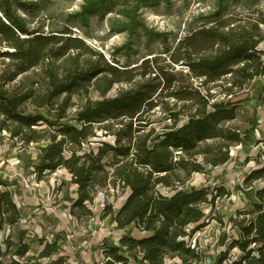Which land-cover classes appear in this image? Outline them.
Masks as SVG:
<instances>
[{"label": "trees", "instance_id": "obj_1", "mask_svg": "<svg viewBox=\"0 0 264 264\" xmlns=\"http://www.w3.org/2000/svg\"><path fill=\"white\" fill-rule=\"evenodd\" d=\"M112 1L88 4L78 16L85 19L108 14L112 12ZM16 8L23 13L30 11L29 6L17 1ZM0 13L4 18V21L0 19V45L8 49L0 52V57L16 62L12 72L4 70L0 74V133L6 132L11 140H18L26 147L44 142L38 147V163L33 166V171L38 178L60 169L67 172L69 182L77 188L72 213L76 209L79 216H91L87 204H92L96 194L110 183L114 188L121 185L128 189L126 198L117 209L106 204L101 210L117 235L114 241L98 243L101 259L97 264H180L173 260L181 262L196 257L186 238L206 226L203 206L212 207L216 199L228 194V190L223 185L180 188L183 181L179 174L202 173L205 166L216 168L227 164L230 146L240 144L245 148L250 142V135L259 125L256 116L251 128L240 134L224 126L236 117L235 102L216 99L211 88L195 89L190 93L178 89L171 97L180 102L190 101L191 107L196 106L194 112L188 114V107L183 105L178 112L170 113L173 124L165 132L153 139H150L151 133L136 135L144 129L140 122L142 110L155 107L154 97L163 90L160 84L152 85L148 80L113 98L86 102L74 115L77 126L64 123L71 94L86 88L100 76L115 77L127 73V70L109 65L101 55L97 62L85 64H80L77 57L63 58L69 49L78 47L56 46V36L30 30L25 21L14 14L7 0H0ZM263 39L262 35L250 30L197 31L184 40L182 55L185 56L172 57L171 62L177 65L184 61L180 65L186 67L192 77L204 79L203 85L230 75L235 79L233 86L241 88L246 82L260 77L264 79L262 51L257 49ZM66 40L82 43L76 38ZM200 45L215 46L216 50L207 56L191 53ZM62 58L63 70L54 66ZM67 62L70 64L66 67ZM149 63H152L149 59L142 61L140 68ZM238 64H242L241 67L233 70L232 67ZM34 68L43 71L39 89H6L17 76ZM164 75L159 73L158 77L164 80ZM225 91L227 96L231 94L230 89ZM253 99L264 104V86ZM27 104L33 106L34 114L26 113ZM43 110L46 115L41 113ZM255 110L256 107L254 113ZM180 117L185 120L178 124ZM126 119L128 123L114 134V144L102 142L95 152L82 150L84 142L94 137L92 127L95 124L118 120L122 124ZM133 120L138 127L133 128ZM41 125L48 129L38 130ZM122 140L126 141L123 145ZM257 143L264 147V138ZM106 156L110 157L109 162L103 163ZM262 178L264 164L251 170L244 182ZM11 186L0 180V231L19 226L21 221V211L13 192L9 191ZM159 188L171 193L164 195ZM64 197L69 198V194L66 192ZM256 197L258 202L252 205L251 219L240 228L229 247L217 252L215 257H209L208 264H264V188L256 191ZM187 226H192L190 234L185 231ZM220 242L224 240L220 239ZM28 249L27 245L20 246L17 255L23 257ZM232 249H237L239 255L229 259ZM51 256L60 257L56 240L44 242L39 252L41 258Z\"/></svg>", "mask_w": 264, "mask_h": 264}, {"label": "rangeland", "instance_id": "obj_2", "mask_svg": "<svg viewBox=\"0 0 264 264\" xmlns=\"http://www.w3.org/2000/svg\"><path fill=\"white\" fill-rule=\"evenodd\" d=\"M16 1L29 6L30 11L23 13L18 10ZM97 1L100 0H7L14 14L20 16L30 30L56 36V46L63 44L64 48L73 45L78 47L69 49L63 58L77 57L80 64H85L89 61L97 62L101 55L109 65L118 70H127V73L115 77L100 76L92 80L86 88L71 94L64 123L77 126L74 115L86 102L113 98L148 80L152 81V85L160 84L163 90L160 93L158 91L154 97L155 107L142 110L140 122L144 129L136 135L151 133L150 139H153L165 132L173 124L170 113L178 112L183 105L188 107V114L194 112L196 106L191 107L190 101L180 102L171 97L178 89L190 93L195 89L211 88V94L216 99L235 102L236 117L224 126L237 130L240 134L251 128L254 116L259 126L260 122L264 123V104L253 99L264 86L262 77L246 82L241 88L233 86L235 79L230 75L218 82L203 85L204 79L192 77L187 68L180 65L184 61L177 65L171 62L172 57L185 56L182 55L184 40L197 31L250 30L264 38V0H113L112 12L108 14L93 15L85 19L78 16L84 6ZM0 19L4 21L1 13ZM67 38H76L82 43L69 42ZM257 49L262 51L260 57L264 62V39ZM7 50L5 45H0V52ZM215 50V46L210 48L200 45L191 53L207 56ZM63 58L58 59L54 65L60 66L61 70L64 69L61 66ZM146 59L152 63L140 68L142 61ZM15 63L0 57V74L4 70L12 72ZM69 64L67 62L66 67ZM241 65H235L232 69L236 70ZM159 73L165 74L164 80L158 77ZM42 77V69L34 68L17 76L6 89H39ZM114 81L117 82L113 83ZM227 89L231 90L229 96L226 95ZM25 108L26 113H35L32 105L27 104ZM41 113L46 115L44 110ZM184 120L185 117H180L178 124ZM120 122L121 120L95 124L92 127L94 137L84 142L82 150L86 153L88 150L95 152L102 142L114 144V134L128 120H123L122 124ZM137 124L133 120V128L138 127ZM37 129L47 130L48 127L41 125ZM256 129L260 130L259 127ZM256 129L250 135V142L245 148L240 144L230 146V160L227 164L216 168L205 166L202 173L179 174L183 181L180 188L199 189L204 186L223 185L228 194L216 199L212 207L203 206L202 210L207 216L204 228L194 234H190L192 226L185 228L190 234L186 241L194 248L196 257L181 262L175 259L173 262L206 264L207 258L215 257L217 252L229 247L240 228L251 219L253 204L250 201L253 196L249 197L243 191L248 187L253 188L254 184L264 188V178L255 182H244L245 176L251 170L264 164V147L259 145L254 148L258 143H253L252 140L258 134ZM125 142L122 140L121 145ZM43 145L44 142H41L26 147L18 140H11L6 132L0 133V180L12 185L9 190L15 194L14 200L21 211L17 230L5 228L0 231V263L13 264L14 261L18 264H92L96 260L100 261L98 243L114 241L117 235L108 218L101 214V210L110 203L118 208L126 191L121 185L114 188L111 183L106 189L100 190L93 203L87 204L92 212L91 216H79L78 210L75 209L72 213L70 207L60 211L62 201L66 200L64 194L67 192L69 196H74L76 192L73 188L76 187L69 182V176L64 169L55 173L47 172L40 178L34 173L33 166L38 163V147ZM109 158L106 156L102 162H109ZM257 159H261V163H256ZM198 161L201 162V157H198ZM227 179L230 181L231 190L226 186ZM110 180L113 182V179ZM159 191L164 195L171 193L164 188H159ZM38 192L41 196H38ZM100 193L105 198L103 206L97 199ZM52 217L55 224L59 225L58 229H54ZM220 239L224 242L221 243ZM48 240L57 241L60 257H39V247ZM23 245H27L29 249L20 257L17 252ZM238 255V250L232 249L228 258H237Z\"/></svg>", "mask_w": 264, "mask_h": 264}, {"label": "crops", "instance_id": "obj_3", "mask_svg": "<svg viewBox=\"0 0 264 264\" xmlns=\"http://www.w3.org/2000/svg\"><path fill=\"white\" fill-rule=\"evenodd\" d=\"M264 119V117H263ZM259 123V122H258ZM260 126L258 125V127L260 128V130L256 129V131H258V134H256V136H254V138L252 139L253 140V143L256 142V141H260L264 138V123L260 122ZM259 145H262L261 143L260 144H257L254 146V148H257ZM230 181L227 179L226 180V186L231 190V186L229 185ZM73 187H76V186H73ZM260 188L257 187L255 184L253 185V188L252 187H248L247 189H244L243 192L247 193V195L249 197L253 196L252 199L253 200H249L251 204H254V203H257L258 200H257V197H256V191L259 190ZM73 190L76 192V188H73ZM240 194H242V196L244 195L243 193L240 192ZM38 196H41L40 192H38ZM77 198V194L75 193L74 196L70 195L69 198H66V200H63L62 201V206L60 207V211L61 210H66L68 209L69 207L71 208V205L73 203V201ZM37 199V198H36ZM39 201V200H37ZM44 213V212H42ZM228 212H226L227 214ZM102 214V213H101ZM52 223L54 225V229H58L59 228V225L58 224H55V221H54V218L52 217ZM113 228V226H112ZM49 241V240H48ZM40 249L38 250V252H40V250L42 249V246L39 247ZM98 251V250H97ZM99 252V251H98ZM99 254V253H98ZM100 255V254H99ZM101 259V258H100ZM99 261H95V262H92V264H97Z\"/></svg>", "mask_w": 264, "mask_h": 264}, {"label": "built area", "instance_id": "obj_4", "mask_svg": "<svg viewBox=\"0 0 264 264\" xmlns=\"http://www.w3.org/2000/svg\"><path fill=\"white\" fill-rule=\"evenodd\" d=\"M256 163H258V164L261 163V159H257V160H256ZM69 177H70V176H69ZM9 191H11V190H9ZM125 191H126V195H125L124 199H125L126 196H127L128 189L125 188ZM13 198L15 199V194H14V193H13ZM97 199H98L99 204H101V206H103V203L105 202V200H104V199H105V198H104V195L101 194V193L98 194ZM124 199H123V200H124ZM14 201H15V200H14ZM16 204H17V203H16ZM110 204L112 205V208H113V209H117V208H114V207H113V204H112V203H110ZM15 228L17 229V225H16L15 227H13L12 229L14 230ZM8 229H9V228H8ZM191 248L193 249L192 246H191ZM209 262H210V258H207V259H206V264H208Z\"/></svg>", "mask_w": 264, "mask_h": 264}]
</instances>
